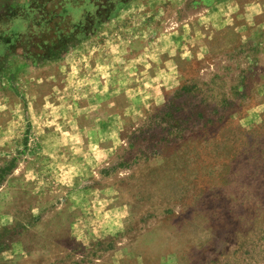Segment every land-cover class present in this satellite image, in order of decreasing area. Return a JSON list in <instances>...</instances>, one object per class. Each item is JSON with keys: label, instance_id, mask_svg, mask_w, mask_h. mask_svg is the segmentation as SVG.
<instances>
[{"label": "rangeland", "instance_id": "374dc122", "mask_svg": "<svg viewBox=\"0 0 264 264\" xmlns=\"http://www.w3.org/2000/svg\"><path fill=\"white\" fill-rule=\"evenodd\" d=\"M0 264H264V0H0Z\"/></svg>", "mask_w": 264, "mask_h": 264}]
</instances>
